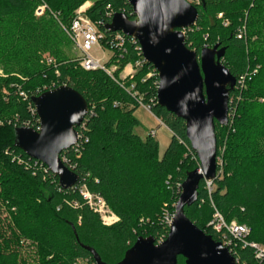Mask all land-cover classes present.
I'll list each match as a JSON object with an SVG mask.
<instances>
[{
	"label": "trees",
	"instance_id": "obj_1",
	"mask_svg": "<svg viewBox=\"0 0 264 264\" xmlns=\"http://www.w3.org/2000/svg\"><path fill=\"white\" fill-rule=\"evenodd\" d=\"M88 1L0 0V91H6L0 96V264H29L30 248L37 264H96L90 250L105 264H119L140 237L157 244L167 238L164 211L174 213L178 187L200 166L183 120L157 105L159 78H147L154 68L147 64L132 78L120 79L125 66L140 58L133 45L120 61L110 60L109 66L119 65L114 78L81 68L65 29ZM42 5L46 11L38 17ZM193 5L199 20L185 31L186 45L198 54L205 47H226L221 62L237 81L230 93L229 123L216 124L218 169L212 196L202 181L198 202L185 214L221 242L208 227L216 208L228 222L236 219L247 226L249 241L264 245V0H199ZM86 13L106 49L111 33L104 27L110 15L124 13L136 20L127 0H95ZM133 84L170 130L162 156L156 138L135 132L141 122L135 116L139 104L128 91ZM61 86L80 93L89 106L77 128L78 151L61 155L79 176L69 190H62L47 166L15 145L16 129L39 125L32 98L45 87ZM84 186L106 201L117 224L103 225L80 194ZM231 254L238 264H256L251 249ZM178 264L185 259L179 257Z\"/></svg>",
	"mask_w": 264,
	"mask_h": 264
},
{
	"label": "water",
	"instance_id": "obj_2",
	"mask_svg": "<svg viewBox=\"0 0 264 264\" xmlns=\"http://www.w3.org/2000/svg\"><path fill=\"white\" fill-rule=\"evenodd\" d=\"M136 20L116 13L104 28L136 40L142 57L158 73L157 105L183 120L185 136L199 160L187 174L166 240L157 244L140 237L119 264H238L221 242L204 233L185 214L199 200L202 181L217 178L216 124L229 123L230 93L236 78L222 64L227 48L205 47L200 54L186 45L185 30L199 20L196 6L187 0H127ZM40 129L15 130L16 147L58 178L62 190L73 188L79 176L61 155L79 141L78 127L89 113L85 98L61 86L32 98ZM90 250V249H88ZM96 264H105L90 250Z\"/></svg>",
	"mask_w": 264,
	"mask_h": 264
},
{
	"label": "built area",
	"instance_id": "obj_3",
	"mask_svg": "<svg viewBox=\"0 0 264 264\" xmlns=\"http://www.w3.org/2000/svg\"><path fill=\"white\" fill-rule=\"evenodd\" d=\"M45 11L46 6L42 5L38 8L36 15L38 17H41L44 15ZM86 12L87 10L84 7H81L78 11H76L70 27L68 29H65V31L69 36L70 40L72 41L73 46L81 53L80 66L83 70L87 72L101 70L114 78V74L118 70L119 65L116 64L113 66H109V62H103L102 59L97 58L93 54L95 50L101 51L105 48L101 45L102 34L98 26L88 18ZM113 15L114 14L110 15L111 18ZM107 43L109 46L107 49L112 52V57L110 58V60L116 57L118 61H120L124 55H127L128 45H133L135 47V50L138 52V56L140 57L135 63H129L125 66L124 70L121 72V74L124 72L123 78H120L121 80L126 78H132L139 70H142L148 64L142 57L141 48L138 42L133 38L126 37L121 33H111V37L108 39ZM48 62L51 63L52 60H48ZM155 74H157L158 76V73L154 69L150 70L147 75V78H150ZM242 79H245V77ZM50 90L53 89H48L45 87L43 91L39 90L38 92H42L41 94H43ZM128 91L137 100L139 107H142L148 112L152 113L151 103L144 102L143 97L135 91L134 84L131 85ZM21 96L25 98L24 93H21ZM33 113L37 115L35 109L33 110ZM37 121L39 125L35 130L38 131L40 129L39 118L37 119ZM148 136L156 138V133L152 131L148 134ZM80 144L81 136L79 133V141L71 149H75V151L77 152V149L79 148ZM62 161L64 162L65 160ZM204 182L205 189L208 192V196L211 197L212 192L214 190L213 182ZM182 185L178 187L180 193H182ZM80 194L82 195V198L86 202L87 206L95 214L100 216L103 225L112 226L119 222V218L116 215L109 214L108 205L102 197L91 193L85 186L80 189ZM177 203L173 205L174 208H176ZM214 210L215 212L212 221L209 223L208 227H211L212 230L220 236L221 243L223 244V246L226 247L230 251V253L236 252V250L239 248L251 249L253 251L254 260L256 264H264V245L249 241V228L239 223V221H237L236 219L228 222L226 218L216 208ZM174 214L175 210L174 213H171L169 209L165 210L163 214V222L169 227V230L174 218ZM165 240H162L158 244L164 242ZM77 264H87V262H78Z\"/></svg>",
	"mask_w": 264,
	"mask_h": 264
},
{
	"label": "rangeland",
	"instance_id": "obj_4",
	"mask_svg": "<svg viewBox=\"0 0 264 264\" xmlns=\"http://www.w3.org/2000/svg\"><path fill=\"white\" fill-rule=\"evenodd\" d=\"M188 1L192 4H199V0H188ZM94 2L95 0H90L87 3H85L82 7L85 6L86 10H88L93 6ZM72 54L75 56V58H77V60L80 61L81 53L74 46L72 47ZM93 54L97 58L102 59L103 62H110L109 60L112 57V52L106 48L101 51L95 50ZM0 73L2 72L0 71ZM123 76H124V72L120 75V78H123ZM5 94H6L5 90L0 91V96ZM135 116L141 122V125L138 128H136L135 132L139 134L142 138H146L150 132L154 131L156 133V140L159 143V155L162 156L171 141L170 130L162 123L161 120L157 119L154 116V114L148 112L142 107H138V109L135 112ZM219 162L222 163V160H220ZM108 209H109V214L115 215V213L111 210L109 206ZM27 252L32 256L30 257L28 263L37 264L38 262L37 259L35 258L34 249L30 248L29 250H27ZM81 262L84 261L81 260Z\"/></svg>",
	"mask_w": 264,
	"mask_h": 264
},
{
	"label": "bare ground",
	"instance_id": "obj_5",
	"mask_svg": "<svg viewBox=\"0 0 264 264\" xmlns=\"http://www.w3.org/2000/svg\"><path fill=\"white\" fill-rule=\"evenodd\" d=\"M84 8H85V6H84Z\"/></svg>",
	"mask_w": 264,
	"mask_h": 264
}]
</instances>
